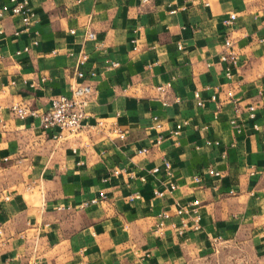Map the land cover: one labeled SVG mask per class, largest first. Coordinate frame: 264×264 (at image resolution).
<instances>
[{
  "label": "crops",
  "instance_id": "0c3cea01",
  "mask_svg": "<svg viewBox=\"0 0 264 264\" xmlns=\"http://www.w3.org/2000/svg\"><path fill=\"white\" fill-rule=\"evenodd\" d=\"M30 4L27 29L16 15L0 18V264H190L231 240L249 243L252 261L264 264V0ZM86 28L94 39H83ZM225 35L236 55L229 76L219 59ZM80 51L94 89L87 120L102 126L58 140L37 118L10 111L12 103L42 110L66 93ZM176 121L185 122L172 136ZM193 199L199 226L183 215L177 233L174 209ZM161 210L169 216L157 232Z\"/></svg>",
  "mask_w": 264,
  "mask_h": 264
},
{
  "label": "built area",
  "instance_id": "2783aa9c",
  "mask_svg": "<svg viewBox=\"0 0 264 264\" xmlns=\"http://www.w3.org/2000/svg\"><path fill=\"white\" fill-rule=\"evenodd\" d=\"M6 14L16 15L19 17L22 28L27 29L29 25L35 21V12L30 4V0H7L6 2L0 3V18ZM235 18V12L230 11L222 19V24L224 27H229L232 21ZM72 32V29L70 28ZM94 32L86 28L83 33V39H94ZM37 39L32 38L31 44H36ZM224 49L219 53V59L225 61L226 65L224 67V73L230 75V66L235 64L236 55L233 50L230 49L232 42L229 36L225 35L222 43ZM28 45L22 47L23 50H26ZM229 48V49H228ZM86 59V53L80 51L76 58L77 68L74 71V77L68 85L66 93H57L51 95L48 101L46 108L39 110L37 108L30 107L23 103H12L10 105V111L18 118H23L25 116L35 117L38 120L39 126L50 133L51 138L53 139H64L67 136L74 135L82 131L87 126H102L103 121L101 119H95L94 123H89L87 118L91 115V112L87 108V103L90 100V97L94 93L93 86L90 82L85 79L84 72L81 68H78ZM112 64H115L113 62ZM166 83H160L155 86L157 91V98L161 101L162 104H167V99L164 95L166 89ZM195 98V104L201 105L202 100L198 95V92L195 90L193 92ZM175 101L178 100L177 97H174ZM247 114L249 117L253 116L254 105L249 103L247 106ZM237 111V107H235ZM153 126L159 127L160 122L156 116H152ZM185 121H176L169 129V134L175 136L179 133L182 124ZM230 122L234 123V119H230ZM110 131L115 133V136L118 138L124 137V130L112 127ZM157 141V139L155 140ZM138 152L146 151V147H140L137 149ZM160 164L165 175L171 174L170 161L162 156L160 158ZM150 170L156 172L159 170L158 165H153ZM112 172H117V169H113ZM205 172L211 175H219V171L213 169L211 166H207ZM192 180L198 181L199 175H193ZM175 183L173 181L168 182V189H173ZM162 190L154 189L153 193L155 195H161ZM103 193L99 192L97 197H92L89 199V202H95L99 198L103 197ZM4 199L8 198V195L3 196ZM197 201L195 199L190 200L182 205H178L174 209V213L180 216L178 224H172L177 233H181L183 228L187 226L186 217L192 221V228H198V213L196 211ZM186 215V217H183ZM158 219L155 222V230L161 232L165 226L164 219L169 216V213L166 210H161L158 214ZM249 264H261L257 260L251 261Z\"/></svg>",
  "mask_w": 264,
  "mask_h": 264
},
{
  "label": "rangeland",
  "instance_id": "374dc122",
  "mask_svg": "<svg viewBox=\"0 0 264 264\" xmlns=\"http://www.w3.org/2000/svg\"><path fill=\"white\" fill-rule=\"evenodd\" d=\"M252 256L253 251L249 243L231 240L216 243L209 255L190 264H249Z\"/></svg>",
  "mask_w": 264,
  "mask_h": 264
}]
</instances>
